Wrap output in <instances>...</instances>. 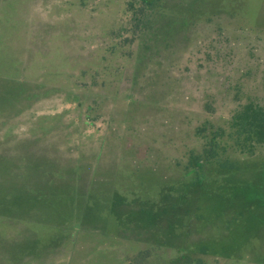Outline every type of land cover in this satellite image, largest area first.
Masks as SVG:
<instances>
[{
  "label": "rangeland",
  "instance_id": "obj_1",
  "mask_svg": "<svg viewBox=\"0 0 264 264\" xmlns=\"http://www.w3.org/2000/svg\"><path fill=\"white\" fill-rule=\"evenodd\" d=\"M130 1L0 0V264H264V0Z\"/></svg>",
  "mask_w": 264,
  "mask_h": 264
},
{
  "label": "trees",
  "instance_id": "obj_2",
  "mask_svg": "<svg viewBox=\"0 0 264 264\" xmlns=\"http://www.w3.org/2000/svg\"><path fill=\"white\" fill-rule=\"evenodd\" d=\"M138 1L145 5L151 0H132L128 10L135 13ZM223 138L230 140L232 148L244 153H252L256 146L264 144V106L248 101L236 109L231 114L227 127L216 128L208 143H205L203 153L207 159H218L215 147L220 145Z\"/></svg>",
  "mask_w": 264,
  "mask_h": 264
}]
</instances>
